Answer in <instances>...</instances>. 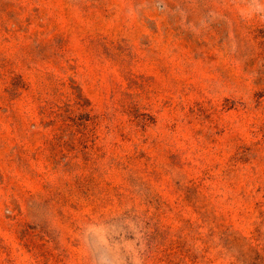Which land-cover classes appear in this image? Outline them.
Here are the masks:
<instances>
[{
	"label": "rangeland",
	"instance_id": "rangeland-1",
	"mask_svg": "<svg viewBox=\"0 0 264 264\" xmlns=\"http://www.w3.org/2000/svg\"><path fill=\"white\" fill-rule=\"evenodd\" d=\"M0 264H264V0H0Z\"/></svg>",
	"mask_w": 264,
	"mask_h": 264
}]
</instances>
